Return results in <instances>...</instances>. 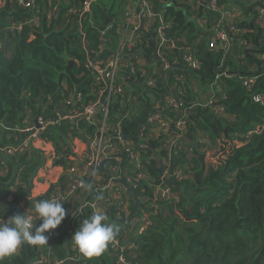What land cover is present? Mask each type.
Returning <instances> with one entry per match:
<instances>
[{"label": "trees", "instance_id": "16d2710c", "mask_svg": "<svg viewBox=\"0 0 264 264\" xmlns=\"http://www.w3.org/2000/svg\"><path fill=\"white\" fill-rule=\"evenodd\" d=\"M31 1L33 7L26 8L17 0H0L1 148L12 143L14 136L22 139L23 133L19 130L33 123L36 116L43 115L45 120H52L55 112L63 109L69 99H72L70 109L75 111L74 114L81 113L85 105L95 102L106 81L96 84L91 65L86 62L99 60L104 65L116 53V40L112 34L107 48L94 56L89 54V51L97 52L101 43L97 28L103 23L105 12L110 16L117 13V10L112 11L113 5L107 6L105 0L93 1L90 9L82 12L85 47L79 42L77 27V13L85 0ZM252 1V8L253 5L260 8L259 2ZM222 2L224 0L219 3ZM51 4L57 5V11L49 17ZM240 6L243 12L252 13V8L249 9L245 2ZM168 14L173 23L168 32L169 42H175L178 36L184 35L186 43L181 45L189 46L200 38L195 46L199 64L193 68L175 65L173 70H165L158 57L156 71L144 78V86L138 72L130 75L128 71L127 82L133 88L125 94L121 91L111 97L107 107L108 135L113 136L115 126L119 124L124 139L138 141L139 127L154 110L176 121V112L163 103L166 96L173 94L182 103L179 115H185V148L166 147L164 135L149 140L151 150L144 155L145 160L149 159L147 163L144 161L150 176L149 185L142 182L135 189H130L129 215L119 218L114 208L105 210V215L108 221L120 226L119 238L134 242V249L125 250L123 254L130 264H264V102H254L251 97L254 93H264V32L255 26L256 22L260 24L262 21L253 19V11L252 19L240 20L236 25L233 22L238 31L231 36L232 49L224 53L208 49L207 38L205 41L197 35V25L189 22L180 10L168 9ZM34 17L38 25L29 23L19 29L11 28L13 22L21 25L24 20ZM220 17L219 12L208 10L204 17L206 27L210 29ZM250 28H254L252 33L246 31ZM172 36H175L174 40ZM236 39L245 44L251 42L254 52L249 46L239 57L233 48ZM237 47L241 48V45ZM134 54L140 53L125 56L132 60ZM168 57L171 59L170 55ZM210 60L213 61L212 68ZM252 74L259 77L250 89H245L237 77ZM215 79L216 93H209L203 100L212 95L217 98L223 95L221 101L225 105V114L222 116L213 113L207 105L191 106V103L202 100L197 88L205 93ZM155 105L157 109L152 110ZM98 118H101V113ZM256 126H259L257 131ZM97 129V125L80 116L57 125L48 124L40 139L51 143L56 156L62 155L58 159L56 157L55 162L65 169L64 158L70 153L72 140L87 143L99 135ZM199 136L211 142L236 140L238 144H233L219 157V166L206 170L205 154L200 150L204 144L196 140ZM155 149L159 150V157L151 159ZM1 151L0 161L4 159L5 165L0 168V211L1 202L6 204V209L0 216L10 218L26 211L30 214L34 200L44 198L27 199L33 178L44 164L45 152L34 146L13 155L5 156ZM167 159L172 167L188 164L187 175L168 184L175 196L168 201H157L156 206L150 209L149 224L133 236L130 218L145 200H150L152 187L160 181L155 167ZM114 164L111 157H106L100 164L101 175L111 177ZM67 179L65 173L61 181ZM83 194L85 196V192ZM97 194L101 195L100 192L94 193L87 197L88 200H96ZM9 196L10 201L7 200ZM75 198L63 203L67 215L56 229L47 233V245L24 244L16 253L0 257V264H28L48 247L55 258L72 254L70 243L76 230L68 225L62 226L70 211L78 205ZM135 198H139V205ZM17 202L20 206H15ZM85 214L87 218L91 216L88 207H85ZM34 223L39 226L42 221L37 219ZM82 260L68 264H83ZM84 261L86 264H120L110 243L101 254L88 256Z\"/></svg>", "mask_w": 264, "mask_h": 264}, {"label": "built area", "instance_id": "2783aa9c", "mask_svg": "<svg viewBox=\"0 0 264 264\" xmlns=\"http://www.w3.org/2000/svg\"><path fill=\"white\" fill-rule=\"evenodd\" d=\"M17 1V3L26 8L33 7V2L31 0ZM258 2L260 5V8L257 9L258 15L264 17L263 0H259ZM137 3L139 5L140 11H142V15L145 17L149 16L150 13L149 10H147L149 7L148 0H137ZM88 4L89 1H86L85 6H88ZM209 6L212 10H219L217 0H209ZM56 11L57 5L51 4L48 10L49 17L54 16ZM221 15L223 18H225L227 15H232V11L229 9H221ZM223 18L220 17L215 25L210 28L208 45L211 49H227L231 44V36L238 31L237 27L233 23L225 21ZM29 23H32L33 25L39 24L37 18L34 17L31 20H24L21 25L13 22L11 24V28L19 29L23 26V24ZM166 29L167 25L162 21L158 23L155 29L156 54L159 57V61L161 62L163 69L166 70L171 67L173 70L174 62L169 59L167 53L168 46L172 42H169V38L166 35ZM184 58L187 62H189V66L192 68L197 67L199 64L190 53H186ZM121 60L122 58L119 56V53H115L105 62V67L102 66L99 60L95 63H88V65H91L95 83L97 84L101 80H104L106 81V85L102 89L100 97L97 98L95 102L85 105L81 113L74 114L75 111L70 109L72 99H69L66 101V106H64L63 109L55 112L54 118L52 120H45L43 115L36 116V122L34 121L33 123L19 130L23 133L22 139L14 136L12 143L1 148L5 156L13 155L16 152L29 150L34 145V143L40 139L41 133L48 124L57 125L63 120H71L80 116H83L88 123L98 126L97 131L99 132V135L93 137L87 142L88 149L81 155L77 163L74 162L71 165H67L66 163L67 167H65V172H67L68 176L67 181L64 183L62 182L55 184L52 186L53 188H50L48 193L43 196L44 198L60 199L63 203L67 202L72 197L80 196L82 198L78 205L70 211L68 220L62 226V228L68 225L74 230H77L83 220L87 218V215L85 214V207H88L91 211V214H93L94 212H100L102 205H108L112 209H115V215L119 218L121 216L129 215L130 212L127 213L129 211V205H127V190L116 183L113 180V177H109L108 180H105L104 176L101 175L102 173L99 170L101 162L106 157H111L110 155L115 151L117 153L122 152L124 155H126V158L132 166V185L135 187L138 185L140 180L150 179L145 166L146 163L144 162L146 160L142 157V154L149 148L146 140L152 136L157 137L163 134L167 138V143L174 145L175 143L181 142L184 138L186 127V122L184 119L185 115H179L182 103L173 94L166 96L163 103L165 107H169L173 109L174 112H176V121L173 122L168 116H163L157 110H154L150 112L149 115H147L145 123L140 126L138 132V142L133 143L132 141L124 139L123 135L120 134L121 131L119 124L115 126L116 128L114 129V135L111 137L110 134L108 135L109 126L107 124V107L111 99V94L113 93L114 95L118 93L120 91L119 84L121 82L127 81V77L125 79L119 80V78H117V74H115ZM137 61L139 62V56L133 55L128 69L130 75H136L138 72L134 64L137 63ZM123 62L124 65L127 66V63H125V61ZM148 76L150 77V74L146 77ZM258 77V74H252L239 75L237 78L241 81L245 89H250ZM149 83H151V81H149ZM251 97L254 102H264V93H254ZM49 98L50 97L47 99ZM103 98H105L104 101ZM218 103L219 99L213 95L206 101V104L211 106L212 111L215 114L224 115L225 105L223 103ZM199 104H201V102L191 103V106ZM153 109H157V105L152 107V110ZM100 113L101 118L99 119L98 116ZM1 125L2 124L0 123V126ZM258 129L259 126H256L255 131ZM199 141L204 144L203 151H205V155L208 156L210 151L208 148L212 145V143L204 137H202ZM229 143L232 145L238 144L236 140L226 142V144ZM227 151L228 149H224L219 157H221ZM59 156L62 157V155ZM59 156L55 155V159L56 157L58 159ZM68 157L69 155L65 158ZM4 165L5 161L2 159L0 161V168ZM160 166L162 167V174L160 175L159 183L153 186L154 192L152 201L145 200L143 205L139 208L137 224L135 226L134 223L131 234L134 231H136L137 234L140 233L149 224V216L150 213H152L150 209L151 207L156 206L155 203L157 201H168L175 196L170 187L166 184V179L174 178L179 180L187 175L188 167L186 165L172 167L168 161H164L163 165ZM86 179H89L88 183L86 182ZM83 184H91V190H85ZM83 192H85V196ZM97 192L101 193L103 197L102 201L88 200L87 197H91ZM7 200L10 201L11 196L7 197ZM30 214L33 215L34 218H38L34 209L31 210ZM2 218L4 220L8 219L5 217ZM108 222L113 223L112 221ZM109 243L117 255V262L120 264H130L123 254L125 250L134 249V242L131 240L121 239L116 235ZM70 248L72 250V254L65 258H55L51 256L52 252L50 247H48L38 256L34 257L28 264H68L69 262H78L81 259H83L82 263L86 264L84 260L88 256L81 253L74 245L73 241L70 243ZM18 249L19 248H17L12 254L16 253Z\"/></svg>", "mask_w": 264, "mask_h": 264}, {"label": "crops", "instance_id": "0c3cea01", "mask_svg": "<svg viewBox=\"0 0 264 264\" xmlns=\"http://www.w3.org/2000/svg\"><path fill=\"white\" fill-rule=\"evenodd\" d=\"M86 1H89L88 6H85ZM93 1L95 0L92 1L85 0L84 3L82 4L81 11L77 13V21H78L77 27H78L79 39H80L79 42L82 45V47H85L87 45L85 41V31L82 30L81 28V23H82L81 20L84 17L82 12L84 11L87 12L90 9V6L93 3ZM201 1L207 4H202ZM221 1L222 0H217V5L220 14H221V9H229L232 11V15H227V17L225 16V18H223V16L221 15V17L225 21L231 23L234 22V24L236 25L240 20L252 19L253 16L252 13L254 11L255 16L253 17V19L257 20L258 18L259 19L258 21H262V23L260 24L256 22L255 26L260 27L261 30H263L264 32V21L262 20L263 17L259 15L258 16L261 18L257 17L258 11L256 9V6L254 8L253 5L252 8V4H253L252 0H224V2L219 3ZM254 1L258 2L259 0L258 1L254 0ZM241 2H245L246 6L249 9L252 8V13L243 12L242 7L240 6ZM208 3L209 0H148L149 7L147 10H149L150 15L145 17L142 15V11H140L139 9L137 0H109L107 2V6L113 5L114 9L112 11L117 10V13H115L114 16H110V13L108 15L105 12L104 21L97 28L98 38L101 39V43L98 46L97 52L89 51V54H91L90 56H94L95 54L100 53V51H102L104 48H107V43H110L112 41V37L110 36L114 34V39L116 40V47H117L116 53H119V56L122 58V60L125 61V63H127V66H125L124 62L121 60L115 73L117 74V78H119V80L125 79L128 75L127 71L129 69L130 66L129 64L131 63L130 62L131 60H129V58H127L125 55L129 53L139 52L140 54H134L139 56V62L137 61V63L134 62L133 63L135 64L139 75L142 77L143 82L141 84H143L144 86V78L147 75L151 74L153 71H156L155 69L157 68L158 55L156 54L155 29L158 23L162 21L164 24L167 25L166 35L168 37V32L170 30V27L171 25L173 26L172 18L168 17L169 16L168 9H172V11L180 10V13L183 14L189 22H194L197 25L198 28L197 35L206 41V38L208 37L209 29L205 25L204 17L206 16L207 11L210 10ZM70 11L73 12L72 9H70ZM106 20L108 21L105 23ZM245 30L246 29H244L243 31ZM253 30L254 28H250L246 31L252 33ZM174 38L175 36L171 37L172 40H174ZM198 42H200V38H197V40L191 42L189 46H182L181 44L186 43L184 35L178 36L175 42L172 41V43H170L168 46L167 53L168 55L171 56L170 58L171 61L174 62L173 63L174 66L175 65L179 67L189 66V62H187L186 59L184 58V55L186 53H190L192 57L197 60V49L195 46ZM238 45H241V48L237 47ZM232 46L233 45H229V49H232ZM249 46L254 52V47L251 42L245 44L243 41H241V39H236L235 47L233 48L238 51V56L242 57L245 54L244 50L246 48L249 49ZM174 49H176V52H174ZM258 57L261 58L260 54H258ZM86 63L88 64L89 62ZM102 66L105 67V65ZM119 88H120L119 92L123 91V93L125 94L126 91L131 90L133 86L131 83L126 81V82H121L119 84ZM197 90L199 94L200 93L202 94V100L207 95H209V93H211L210 88L205 89L204 91L205 93H203V91H201L199 88H197ZM104 99L105 98H103V101ZM0 128L2 127L0 126ZM186 130H187V126L185 127V132ZM151 138H155V136H152ZM33 146L45 152V159L43 166L39 169V171L33 178L32 186L29 190L27 199H34L41 196L43 197L55 184L66 182V181H61V179L64 177L65 173L67 174V172H65V169L60 164L55 162L57 160L55 159V152L51 143L39 139L34 143ZM87 149H88L87 143L78 139H73L70 144L69 157L65 158V164L67 163V165L68 164L71 165V163L74 162L77 163L78 159ZM171 150L169 152L170 158L172 157ZM0 151H1V146H0ZM158 152H159L158 149L153 151V155L150 156V158L155 159L154 155L155 153ZM110 156L112 160L115 161L114 164L115 167L111 168V177H113V180L119 185H121L124 189L127 190L134 189L132 187V169L129 165V161H127L126 159V155H124L122 152L117 153L115 151ZM158 157L159 156L156 155V159ZM104 179L108 180V178L106 177H104ZM81 199L82 198L80 196L76 197L75 204H78ZM138 199L135 198L136 202H139ZM131 200H132V195L130 193L127 198V205H129V208H130ZM105 210H106L105 206L102 205L100 212L105 214ZM129 212L130 210L127 213ZM138 216L133 219V223H135V226L137 224ZM132 234L134 236L137 234V232L134 231L132 232Z\"/></svg>", "mask_w": 264, "mask_h": 264}, {"label": "clouds", "instance_id": "9594fccd", "mask_svg": "<svg viewBox=\"0 0 264 264\" xmlns=\"http://www.w3.org/2000/svg\"><path fill=\"white\" fill-rule=\"evenodd\" d=\"M209 9H211L210 6H209ZM213 11L220 13L219 10H213ZM8 27H7V29H8ZM208 31H209L208 37H207L208 49H210L212 51H224V53H226L228 51L229 47L225 50L224 49H211L209 47L208 43H209L210 29ZM230 45H232V44H230ZM157 66H158V61H157ZM166 70H171V67L169 69H166ZM216 78H217V76H216ZM216 80L217 79H215L213 81V85H211V87H210L211 93H216L214 91V85L217 83ZM216 86H218V84ZM222 98H223V95H222V97L218 98L219 103H222V101H221ZM207 100H201V104H199V105L210 106V105L206 104ZM210 108H211V106H210ZM211 110H212V108H211ZM2 126L3 125H1V127ZM139 129H140V127H139ZM139 129H138V132H139ZM138 132L136 134L137 137H138ZM185 134H186V132H185ZM185 134H184V138L181 142L175 143L174 145H170L167 143L168 145L166 147L175 146V147H178L179 149L185 148V146H183L184 142H185ZM161 135H163V134H161ZM159 136H157V137H159ZM157 137L147 139L146 143L148 144L149 140H154ZM202 137H204V136L198 137L197 141L199 143H201L199 140ZM204 138H206V137H204ZM138 140H139V138H138ZM129 141H131V140H129ZM136 142H138V141H136ZM136 142H133V143H136ZM201 144H203V143H201ZM203 147H204V145L202 146V150L200 149L201 151H203ZM191 149H192L191 147L188 148L189 151H191ZM150 150L151 149L149 147L147 151H150ZM147 151L142 154L143 158H144V155L147 153ZM152 155H153V151H152ZM127 161H128V159H127ZM147 161H149V159H146L145 162L147 163ZM167 161L170 163V166H172L171 162L168 159H167ZM129 165L132 169V166L130 163H129ZM160 165L157 164L155 168L161 167ZM186 166L189 168L188 164H186ZM173 167H177V165H174ZM161 169H162V167H161ZM148 174H149V172H148ZM173 179L174 178H172V181H173ZM142 182H146L149 185L150 179L140 180L137 186H140V184ZM166 184L168 185L169 183H166ZM137 186L134 187L132 185V187L134 189ZM83 187L85 188V190L90 191L92 188V185L91 184H83ZM127 192H128V196H129L130 190H127ZM153 192L154 191H153V187H152V191L149 194V197H150L149 201H152ZM151 194H152V196H151ZM95 199L97 201H102L103 197H102V195L97 194ZM138 205H139V202H138ZM32 206H33L34 211L36 213V216L38 218H34L33 215L28 214L27 211L22 213V214L17 213L15 215L11 216L10 218H8L7 220H4L2 217H0V257H4V256L12 254L17 248H19L20 246H22L24 244H28V245L36 246V247H42V246L47 245L48 240H49V235H47V233H49L50 230L56 229L61 224V222L65 219V217L67 215V212H66L65 208L63 207V202L60 199H52V198L37 199V200H34V202L32 203ZM103 206H105L106 210H108V208L110 210H112V208L109 207L108 205H103ZM139 208L140 207H138V211H139ZM129 210H130V208H129ZM37 219L42 221V223H40L39 226H37L34 223V221ZM133 225H134V223H133ZM119 230H120V226L114 222L109 223L108 217L105 214H103L101 212H94L93 214H91L90 217L85 218L83 220V222L79 225L78 229L72 234L71 240L73 241L74 245L78 248V250L81 253H83L84 255H86V256L99 255L105 250L108 243L114 239V237L118 234Z\"/></svg>", "mask_w": 264, "mask_h": 264}, {"label": "rangeland", "instance_id": "374dc122", "mask_svg": "<svg viewBox=\"0 0 264 264\" xmlns=\"http://www.w3.org/2000/svg\"><path fill=\"white\" fill-rule=\"evenodd\" d=\"M105 1L108 2L109 0H105ZM255 54L258 55V53H255ZM112 96H113V93L111 94V97ZM230 147H232V144H230V143L226 144L222 140H216L215 142H212V145L208 148V150H210L209 154H208V156L205 155V158H204L205 164H206V170L214 169L217 166H219V164H221V161H219L218 157L221 155V152L224 149H228V151H229ZM201 150H202V148H201ZM156 155H158V153H155V155H154L155 159H156ZM190 156H192V155H190Z\"/></svg>", "mask_w": 264, "mask_h": 264}, {"label": "water", "instance_id": "95a60500", "mask_svg": "<svg viewBox=\"0 0 264 264\" xmlns=\"http://www.w3.org/2000/svg\"><path fill=\"white\" fill-rule=\"evenodd\" d=\"M201 2H202V4H207V3H203V1H201ZM107 21H108V20H106L105 23H106ZM212 67H213V61L210 60V68H212ZM35 122H36V119H35ZM155 170L159 173V175L162 174V169H161V167L155 168ZM172 182H173V181H172V178H168V179H166V183H172ZM151 196H152V194H151ZM19 203H20V202H17V203L15 204V206H17ZM1 205H2V209H1L0 213H3V212L5 211V209H6V204H5L4 202H1ZM106 207H107V206H106ZM108 210H110V209L108 208ZM138 215H139V211L136 209V212H135V214L131 217L130 222L133 223V219L136 218Z\"/></svg>", "mask_w": 264, "mask_h": 264}]
</instances>
